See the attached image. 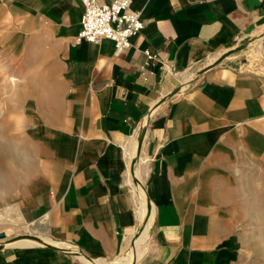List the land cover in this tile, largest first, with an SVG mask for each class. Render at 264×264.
Segmentation results:
<instances>
[{"label": "crops", "instance_id": "0c3cea01", "mask_svg": "<svg viewBox=\"0 0 264 264\" xmlns=\"http://www.w3.org/2000/svg\"><path fill=\"white\" fill-rule=\"evenodd\" d=\"M131 6L144 28L116 55L77 40L82 0H0V234L43 236L0 264H118L146 122L154 223L135 264H264V0Z\"/></svg>", "mask_w": 264, "mask_h": 264}, {"label": "built area", "instance_id": "2783aa9c", "mask_svg": "<svg viewBox=\"0 0 264 264\" xmlns=\"http://www.w3.org/2000/svg\"><path fill=\"white\" fill-rule=\"evenodd\" d=\"M133 0H82L84 13L78 41L99 44L108 39L115 43L116 55L131 47L132 39L144 28L140 14L132 9Z\"/></svg>", "mask_w": 264, "mask_h": 264}, {"label": "bare ground", "instance_id": "6f19581e", "mask_svg": "<svg viewBox=\"0 0 264 264\" xmlns=\"http://www.w3.org/2000/svg\"><path fill=\"white\" fill-rule=\"evenodd\" d=\"M147 125H148L147 122L141 125V127L138 129L137 134L135 135V137L132 139L130 143L128 155H129L130 165L132 166V169L134 167V171L139 169L141 172H143V169H142L143 165L147 164V160L145 159L139 162V154L144 145L145 134L147 132V127H148ZM147 168H148V164H147ZM127 184L130 187H132L134 190L133 192L135 193V197L137 199L138 213H139L141 223H140L139 232L134 236L133 241L130 247L128 248V253H126L127 255L123 257L122 260H120L118 264H135L137 262V260L143 254L142 246L144 242L148 239L149 231L154 223V210L147 196L144 181L140 179V177L136 179L135 172L134 173L132 172L130 173V177L128 179ZM4 220H5L4 218H0V224L4 223ZM5 239L6 237L1 240H5ZM27 243L29 242L2 241L0 243V248H4L7 246H26L28 245Z\"/></svg>", "mask_w": 264, "mask_h": 264}, {"label": "rangeland", "instance_id": "374dc122", "mask_svg": "<svg viewBox=\"0 0 264 264\" xmlns=\"http://www.w3.org/2000/svg\"><path fill=\"white\" fill-rule=\"evenodd\" d=\"M144 158L141 156V154H139V162L142 161ZM130 167V170H129V174L130 173H134L135 172V178H139L143 180V172H141L139 169L138 170H135L134 171V167L132 169V166H129ZM130 177V175H129ZM132 189V192L134 191L133 188L131 187ZM134 193V192H133ZM134 197H135V193H134ZM136 198V197H135ZM0 218H4V223L0 224V225H5V223H7V221H9L7 218H6V214ZM16 221V220H14ZM6 235V239L5 240H1L0 239V243L2 241H7V242H12V241H28V242H36L38 239H41L43 236H40L39 238H36V236H39L37 231H35V233L33 234H29V235H26V232H29V227H25L24 229L21 228L20 226H16V225H9V226H5V227H2V229ZM26 231V232H25ZM21 235H24V236H21Z\"/></svg>", "mask_w": 264, "mask_h": 264}, {"label": "water", "instance_id": "95a60500", "mask_svg": "<svg viewBox=\"0 0 264 264\" xmlns=\"http://www.w3.org/2000/svg\"><path fill=\"white\" fill-rule=\"evenodd\" d=\"M6 237L5 233L0 234V239H4Z\"/></svg>", "mask_w": 264, "mask_h": 264}]
</instances>
